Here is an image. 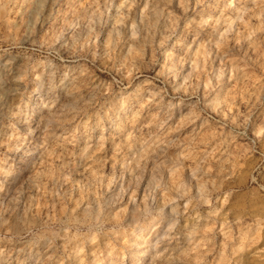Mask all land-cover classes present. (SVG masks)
I'll return each instance as SVG.
<instances>
[{
	"label": "clouds",
	"instance_id": "9594fccd",
	"mask_svg": "<svg viewBox=\"0 0 264 264\" xmlns=\"http://www.w3.org/2000/svg\"><path fill=\"white\" fill-rule=\"evenodd\" d=\"M0 264H264V0H0Z\"/></svg>",
	"mask_w": 264,
	"mask_h": 264
}]
</instances>
